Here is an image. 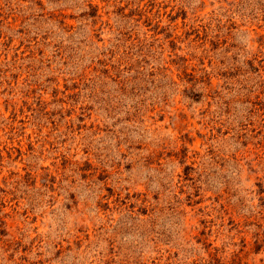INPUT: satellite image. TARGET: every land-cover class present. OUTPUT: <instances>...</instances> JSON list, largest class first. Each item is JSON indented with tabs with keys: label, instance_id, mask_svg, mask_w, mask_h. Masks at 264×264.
Returning <instances> with one entry per match:
<instances>
[{
	"label": "rangeland",
	"instance_id": "1",
	"mask_svg": "<svg viewBox=\"0 0 264 264\" xmlns=\"http://www.w3.org/2000/svg\"><path fill=\"white\" fill-rule=\"evenodd\" d=\"M0 264H264V0H0Z\"/></svg>",
	"mask_w": 264,
	"mask_h": 264
}]
</instances>
